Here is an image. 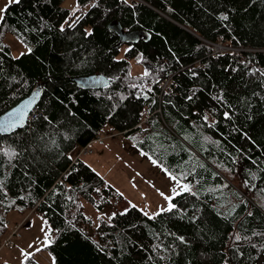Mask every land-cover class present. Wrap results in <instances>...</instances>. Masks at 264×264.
<instances>
[{"label": "trees", "instance_id": "1", "mask_svg": "<svg viewBox=\"0 0 264 264\" xmlns=\"http://www.w3.org/2000/svg\"><path fill=\"white\" fill-rule=\"evenodd\" d=\"M64 1L18 0L1 15L0 114L42 93L37 115L0 135L15 153H0V238L11 211L30 209L47 222L40 252L52 264H264V0H75L74 12ZM112 21L148 39L120 43ZM7 34L31 51L14 57ZM217 42L237 51L216 56ZM92 74L109 81H73ZM106 124L190 185L175 208L153 219L135 207L96 224L86 216L82 202L102 210L122 198L69 155ZM205 155L234 187H215L223 180Z\"/></svg>", "mask_w": 264, "mask_h": 264}, {"label": "rangeland", "instance_id": "2", "mask_svg": "<svg viewBox=\"0 0 264 264\" xmlns=\"http://www.w3.org/2000/svg\"><path fill=\"white\" fill-rule=\"evenodd\" d=\"M9 3V0H0V8ZM1 15L2 12H0V17ZM4 42L10 47L14 57L29 49L11 34L5 36ZM218 43H216L217 46L212 44L213 50L214 48L220 50L218 45L228 47L223 43ZM134 63L132 62V73H142V66ZM165 87L168 91L170 85ZM101 132L102 134L108 133L109 137H105L102 143L96 140L89 143L88 148L91 153L80 154L82 147H77L71 150L69 155L79 158L88 165L103 178L107 185L116 189L122 198L102 210L95 209L86 201L82 202L86 216L96 224L99 217L107 219L113 213L124 212L125 209L132 207L130 204L141 212L149 214L156 212L159 207L167 208L169 202L160 193L173 197L171 188L174 186V181L170 179L168 172L164 171L160 165L152 164L148 156L138 152L128 139L117 134L108 124L104 125ZM205 158L204 162L213 169V177L218 175L223 180V182L215 184V187H226V184L234 187V183L228 181V173L222 169L221 164L209 155H205ZM181 183L186 182L181 181ZM177 191L178 194L183 192L179 188ZM15 223L20 225L17 229L14 228ZM26 223L28 224L26 225ZM7 225V234L0 238V264H21L23 259L20 255L21 249L32 252V256L39 264H52L48 252L35 251L36 248L40 249L43 244L44 232L49 231V227L45 224L40 213L30 209L11 211L7 216ZM12 232L19 234V237L13 235L11 237L13 245L7 247L3 243L7 237L10 238L9 234ZM30 244L33 246L32 248L28 247Z\"/></svg>", "mask_w": 264, "mask_h": 264}, {"label": "snow or ice", "instance_id": "3", "mask_svg": "<svg viewBox=\"0 0 264 264\" xmlns=\"http://www.w3.org/2000/svg\"><path fill=\"white\" fill-rule=\"evenodd\" d=\"M9 2L10 3L11 2H18V0H9ZM124 3L127 4L128 0H124ZM7 7H8V4H5L3 8H0V12H4ZM75 10H76L75 8L72 9L73 12ZM69 14L71 15V13H69ZM221 19H227V17L222 16ZM65 26L75 27V23H69L67 25L61 24L59 26L60 30L63 31ZM90 33H91V29L85 30V35H89ZM28 51H31V49L29 48ZM147 74H148L147 70L144 73H142V75H145V76ZM261 74L264 75V73H261ZM36 95H38V93L34 92L32 98L22 101L20 105L13 108L11 111L5 113L4 116L0 117V132L8 133V132L12 131L14 128H16L17 126L22 127L24 125V123L26 121V117H27V109L33 103ZM216 99H220V98L216 97ZM223 115L225 118H227L229 116V113L224 112ZM45 119H47V117H45ZM202 119L205 121H208V116H204V117H202ZM212 123H214V121H212ZM0 153H3L5 156H10V155L15 154L12 149L5 150L3 147H0ZM151 162L154 165H157V163H158L155 159H152ZM163 170L167 172L166 169H163ZM167 174L169 175L170 179H172L174 181V186L171 188V192H172L173 196L178 194V191H177L178 188L181 191H190V185L189 184H187V183L182 184L180 179L170 172H168ZM245 183H247V182H245ZM160 195L163 196V198L169 202L167 204V208L159 207L156 212H153L151 214L144 212V214L146 216H148L149 219L155 218L160 212L169 211V210L176 207V205L171 202L172 196L166 195L164 193H160ZM130 206L134 207V205H131V204H130ZM124 211L126 212L127 209H125ZM121 214H123V213H121ZM112 215H116V214L113 213ZM108 219L111 220V216ZM46 223L47 222H45V224ZM239 238H240L239 236L236 237V239H239ZM177 239H180L181 241H183L184 238L183 237H177ZM49 243H51L49 231H45L44 237H43V244L41 245V247H43L44 245L49 244ZM28 247L32 248L33 246L30 244ZM39 250H40L39 248L35 249V251H37V252ZM20 255L23 258L21 261V264H25V262L32 256V252H28V251H25L24 249H21ZM53 264H54V262H53Z\"/></svg>", "mask_w": 264, "mask_h": 264}, {"label": "water", "instance_id": "4", "mask_svg": "<svg viewBox=\"0 0 264 264\" xmlns=\"http://www.w3.org/2000/svg\"><path fill=\"white\" fill-rule=\"evenodd\" d=\"M108 27H109V29L116 32V34L119 36V42L120 43H124V42L133 43V42H136L141 36L144 37L145 39H148V35H146L144 31L134 30V31H130V32H125V31H123V29L121 28V26L118 23H115L113 21L110 22ZM73 81L76 83L77 86H79L81 88L97 89V88H101V87L105 86L109 80L102 75L92 74V75H86L85 77H75L73 79ZM34 92H37L38 95L35 96L33 103L27 109V117H28V115L30 114L32 109L36 106V104L38 103V101L41 97L42 92L38 86H36L27 96H25L20 101H18L14 106H12L8 110H6L2 114H0V117L4 116L5 113L11 111L13 108L20 105L22 101L32 98ZM27 117H26V121L22 127L17 126L16 128H14L12 131H10L8 133L0 132V135H8V134H10V133H12L18 129L23 128L27 124V121H28Z\"/></svg>", "mask_w": 264, "mask_h": 264}, {"label": "built area", "instance_id": "5", "mask_svg": "<svg viewBox=\"0 0 264 264\" xmlns=\"http://www.w3.org/2000/svg\"><path fill=\"white\" fill-rule=\"evenodd\" d=\"M218 46L221 48L220 50H217V49H215V48H214V50L212 49V50H213V54L216 55V56L219 55V54H221V53H223V52H225V51H227V50H233V51L236 50V49H233V48H231V47H226V46H222V45H218ZM169 85H170V84H169V79L165 80V81L163 82V84H162V89L167 91V89H166L165 86H169ZM168 91H170V87H169ZM36 115H37L36 109H33L32 112L30 113L29 117H28L29 121H30L31 119H33ZM105 137H109L108 133L102 134V132H100V133L94 138V140L98 141L99 143H102ZM86 153H91V150L88 148V145H86L85 147H82V148L80 149V154H86ZM19 226H20L19 224H16V225L14 226V228L17 229ZM13 235H16V237H19V234H17L16 232H12L11 234H9L10 238L7 237V238L4 240V243H3V244H4L5 246L9 247V246L12 245L11 237H12Z\"/></svg>", "mask_w": 264, "mask_h": 264}, {"label": "crops", "instance_id": "6", "mask_svg": "<svg viewBox=\"0 0 264 264\" xmlns=\"http://www.w3.org/2000/svg\"><path fill=\"white\" fill-rule=\"evenodd\" d=\"M63 6L65 7V8H67V9H69V10H72L74 7H75V0H65L64 2H63ZM0 19H1V17H0ZM219 44V43H218ZM217 45V44H216ZM127 139V138H126ZM130 142V141H129ZM14 222H16V221H14ZM13 222V223H14ZM28 223H26V225H27ZM42 254V253H41ZM51 261V260H50Z\"/></svg>", "mask_w": 264, "mask_h": 264}, {"label": "bare ground", "instance_id": "7", "mask_svg": "<svg viewBox=\"0 0 264 264\" xmlns=\"http://www.w3.org/2000/svg\"><path fill=\"white\" fill-rule=\"evenodd\" d=\"M223 11H224V10H223ZM215 18H216V17H215ZM228 19H229V18H228ZM225 20H226V19H225ZM225 20H224V21H225ZM223 24H224V23H223ZM226 25H227V24H226ZM229 25H231V24H229ZM228 27H229V26H228ZM230 28H231V27H230ZM232 28H233V27H232ZM226 34H228V33H226ZM232 40H233V39H232ZM219 43H221V42H219ZM215 45H216V44H215ZM240 45H241V44H240ZM216 46H217V45H216ZM252 46H253V45H252ZM85 76H86V75H85ZM85 76H79V77H85ZM162 90H163V89H162ZM165 91H166V90H165ZM168 92H170V91H168ZM68 171H69V170H68ZM23 184H24V183H23ZM23 184H22V185H23ZM16 185H17V184H16ZM19 185H20V184H19ZM22 185H21V186H22ZM15 187H16V186H15ZM17 187H18V186H17ZM19 187H20V186H19ZM23 187H24V186H23Z\"/></svg>", "mask_w": 264, "mask_h": 264}]
</instances>
